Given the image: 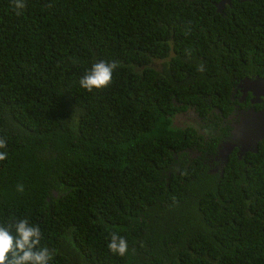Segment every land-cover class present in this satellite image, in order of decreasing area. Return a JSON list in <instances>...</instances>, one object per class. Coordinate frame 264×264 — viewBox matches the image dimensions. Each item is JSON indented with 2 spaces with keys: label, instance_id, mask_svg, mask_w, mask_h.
<instances>
[{
  "label": "trees",
  "instance_id": "1",
  "mask_svg": "<svg viewBox=\"0 0 264 264\" xmlns=\"http://www.w3.org/2000/svg\"><path fill=\"white\" fill-rule=\"evenodd\" d=\"M217 1L0 0V223L38 225L50 264H264L263 163L183 168L195 142L165 116L264 79V0ZM100 61L118 67L88 92Z\"/></svg>",
  "mask_w": 264,
  "mask_h": 264
},
{
  "label": "flooded vegetation",
  "instance_id": "2",
  "mask_svg": "<svg viewBox=\"0 0 264 264\" xmlns=\"http://www.w3.org/2000/svg\"><path fill=\"white\" fill-rule=\"evenodd\" d=\"M229 3L230 0L228 3L222 4L220 11L216 8L215 10L221 13L224 6ZM253 78L254 76L250 75L235 80L224 107L219 105L220 109L211 106L210 102H206L209 108H200L198 104L190 106L174 103V106H181L180 109L165 115L168 119V126L173 130L185 131L192 135L187 134L188 142L193 143V140L195 142L186 145L177 152L183 168L190 164L199 163L201 168H205L206 174L217 180L223 176L230 177V174L237 177L245 172L252 173L251 170L259 161L263 163L262 168L264 170V139L256 142L254 151H241L238 146H232L228 149L227 146V142H230L231 131L235 125L245 119L248 110L258 111L264 109V96L261 94L257 101L250 102V99L254 97V93H258V90H254L252 93L248 82L240 83L242 79ZM183 138H185L184 135ZM259 143H263V145H259Z\"/></svg>",
  "mask_w": 264,
  "mask_h": 264
},
{
  "label": "clouds",
  "instance_id": "3",
  "mask_svg": "<svg viewBox=\"0 0 264 264\" xmlns=\"http://www.w3.org/2000/svg\"><path fill=\"white\" fill-rule=\"evenodd\" d=\"M13 6L18 15L26 7L24 0H13ZM117 67L116 61L94 63L80 79V87L88 92L107 87ZM6 148V139L0 137V150ZM7 155L6 151H0V161H5ZM20 191H23L22 186ZM41 239L38 225L30 223L28 218L10 216L7 223H0V264H50L54 253L48 247L41 246ZM107 247L119 256H124L128 251L126 239L115 232L110 234Z\"/></svg>",
  "mask_w": 264,
  "mask_h": 264
},
{
  "label": "water",
  "instance_id": "4",
  "mask_svg": "<svg viewBox=\"0 0 264 264\" xmlns=\"http://www.w3.org/2000/svg\"><path fill=\"white\" fill-rule=\"evenodd\" d=\"M229 0H220L216 3V10L220 11L223 3H228ZM217 11V12H218ZM248 82L251 87L252 93L254 90H258V93H254V97L250 99V102L258 100V97L262 94L264 96V79L254 76L253 79H242L240 83ZM229 140L227 142L228 149L232 146H238L241 151L249 150L254 151L256 142L260 139H264V109L254 111L248 110L245 119L235 125L230 133ZM226 155L224 156V160Z\"/></svg>",
  "mask_w": 264,
  "mask_h": 264
}]
</instances>
